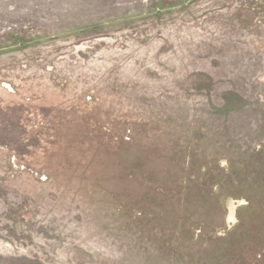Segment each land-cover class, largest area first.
I'll list each match as a JSON object with an SVG mask.
<instances>
[{
  "label": "rangeland",
  "instance_id": "1",
  "mask_svg": "<svg viewBox=\"0 0 264 264\" xmlns=\"http://www.w3.org/2000/svg\"><path fill=\"white\" fill-rule=\"evenodd\" d=\"M0 264H264V0H0Z\"/></svg>",
  "mask_w": 264,
  "mask_h": 264
},
{
  "label": "trees",
  "instance_id": "2",
  "mask_svg": "<svg viewBox=\"0 0 264 264\" xmlns=\"http://www.w3.org/2000/svg\"><path fill=\"white\" fill-rule=\"evenodd\" d=\"M227 97H224V104L222 108L225 110L223 112L228 113L229 111L233 112L242 106V100L238 98V96L232 92L226 93Z\"/></svg>",
  "mask_w": 264,
  "mask_h": 264
}]
</instances>
